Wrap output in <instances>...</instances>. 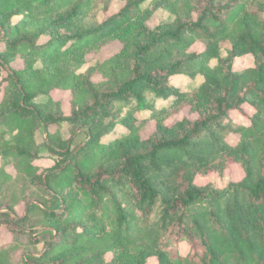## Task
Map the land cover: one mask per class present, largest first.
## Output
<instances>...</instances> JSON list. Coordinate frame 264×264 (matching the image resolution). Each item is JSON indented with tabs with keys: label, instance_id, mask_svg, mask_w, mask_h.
<instances>
[{
	"label": "trees",
	"instance_id": "obj_1",
	"mask_svg": "<svg viewBox=\"0 0 264 264\" xmlns=\"http://www.w3.org/2000/svg\"><path fill=\"white\" fill-rule=\"evenodd\" d=\"M116 1L0 0V264H264V0ZM150 7L173 19L136 22ZM146 92L171 102L144 116Z\"/></svg>",
	"mask_w": 264,
	"mask_h": 264
},
{
	"label": "rangeland",
	"instance_id": "obj_2",
	"mask_svg": "<svg viewBox=\"0 0 264 264\" xmlns=\"http://www.w3.org/2000/svg\"><path fill=\"white\" fill-rule=\"evenodd\" d=\"M120 5H121L120 1L119 0L116 1L114 3V6H113L110 14L117 12L119 10ZM145 5H147V3H145ZM172 19H173V14L170 13L167 9H165V8L153 9V7H150L147 10H145L139 16V18L136 22L144 25L145 27L154 28L158 24L163 23V22H169ZM120 48H121V45L119 43H112V44L108 45L103 51L102 58H106V57L113 55L115 52L119 51ZM222 55L225 56L224 50H222ZM255 63H256L255 57L251 54H247V55L237 59V62L235 64L234 68H235V71H237V72L243 71L245 69L254 67ZM210 65L212 67L217 66L218 65V59L211 60ZM203 80H204V77L201 74L183 73V74H180L176 77H173L172 82L175 86H178L183 91H188V90H191L194 87L198 86ZM145 97H146L145 101L150 105V107H149V109H145L142 112V114L144 116H151L154 113V111H156L160 108H163L165 106H168L171 102V100H168V99L156 98L154 96V94L151 92H146ZM64 99H65V105L67 106L68 102H66V100L67 101L69 100L68 96H64ZM130 102H131L130 104H134V105L136 104V100L133 98L131 99ZM66 109H67V107H66ZM247 112L251 113V110L248 109ZM183 117H189V118L194 119L197 117V115L191 113L190 108H185L179 114L173 116L172 119L176 120V119H181ZM233 118L236 121H239L241 123H243V122L247 123L248 122V118L246 116H244L239 111L233 112ZM122 126H123L122 124H118L116 130L113 133H111L109 136H107L104 140L106 141V140H109L111 137L122 134L124 131V128ZM2 129L9 131L8 133L11 134L10 129H7L5 127H2ZM154 129H155V122L152 121L148 124L147 129L144 132V135L147 136ZM8 133L6 135H8ZM65 135L67 136L66 133H65ZM37 139H38V141H41L43 139V134L41 132H38ZM237 139H238V136H233L230 140L232 142H235V141H237ZM41 149H42V152L40 153V157L38 159H36L35 161H30V162L33 163V165L41 168L42 170H45V169H48L49 167H51L55 163L56 157L53 156L51 153H49L45 148L42 147ZM1 165H2V160L0 157V167H1ZM9 170H13L12 166H9ZM244 176H245V170L243 169V167L239 164H233L231 166V168L228 169L223 174L217 173V172H212L206 176H199L197 178V183L198 184H212L216 191L221 192V191H224L225 189H227L231 182L239 181ZM155 213L156 212H154V215H157ZM179 247H180L181 252L183 254L187 253V251H188V245L187 244H180ZM106 257L110 258L111 254L107 253ZM148 264H157L156 258L155 257L150 258L148 261Z\"/></svg>",
	"mask_w": 264,
	"mask_h": 264
}]
</instances>
